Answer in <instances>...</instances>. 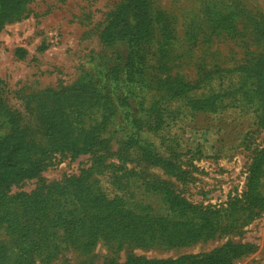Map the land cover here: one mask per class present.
<instances>
[{
  "label": "rangeland",
  "instance_id": "rangeland-1",
  "mask_svg": "<svg viewBox=\"0 0 264 264\" xmlns=\"http://www.w3.org/2000/svg\"><path fill=\"white\" fill-rule=\"evenodd\" d=\"M124 1L27 0L0 28V138L13 117L34 126L42 110L68 109V122L76 126L83 105L84 122L104 123L99 132L104 161L94 162L89 154H50L37 179L19 183L7 196L45 193L41 185L76 177L98 163L105 168L91 179L100 189L94 194L115 198L134 215L168 212L160 188L195 207L251 206L254 215L230 210L214 231L169 245L157 237L135 243L97 235L89 247L79 240L90 237L77 239L66 231L73 219L60 215L52 252L37 251L31 258L19 244L12 217L0 211V264L158 262L227 246L242 247L228 264H264V172L256 201L245 197L249 168L264 148V129L251 112L193 113L185 98L176 99L194 93L221 97L239 68L263 52L256 33L264 26V0H146L147 42L134 54L126 35L113 41L104 35L109 16ZM57 201L68 214L75 198L69 193Z\"/></svg>",
  "mask_w": 264,
  "mask_h": 264
},
{
  "label": "trees",
  "instance_id": "trees-1",
  "mask_svg": "<svg viewBox=\"0 0 264 264\" xmlns=\"http://www.w3.org/2000/svg\"><path fill=\"white\" fill-rule=\"evenodd\" d=\"M26 3L27 0H0V28L6 22L14 20L24 10ZM147 5L146 0H125L118 6L109 16L105 27L104 35L113 37L107 41L126 35L131 46L130 54L137 52L134 49L139 44L145 45L150 24ZM131 14L132 21L128 18ZM256 38L263 52L239 68L235 81L223 89L221 97H205L203 93H194L189 97L180 94L176 97L177 101L182 103L185 98V105L193 113L199 111L213 114L217 108H239L241 111L251 112L256 125L264 129V26L256 33ZM83 107L82 105L78 110L82 120L76 126L68 122L71 115L68 109L64 112V109L56 108L49 114L42 110L37 114V119L34 116V126L28 121L18 122L13 117L8 132L0 138V211L4 217H12V227L17 229L15 235L19 244L26 248L25 253L29 257L32 258L41 250L52 252L50 249L54 246V228L58 225L60 215L73 219V224L66 231L77 234V239L90 237L79 240L80 244H87V247L95 243L97 235H102L106 241L119 237V242L130 239L135 243H149L157 237L158 241L169 245L178 240L197 239L206 231H214L223 218H227L230 210L233 214L248 212L247 217L254 215V208L251 206L242 210L195 207L163 188H160L161 194L168 211L165 215L156 212H149L144 216L134 215L124 205H116L115 198L108 199L102 193L94 194V190L100 189L94 187L96 181L91 179L105 168L98 163L76 177L48 186L41 185L39 190H44L45 193L40 191L32 196L8 197L11 188L23 181L38 178L50 154L71 157L89 154L94 156V162L104 161L99 140V132L104 123L90 126L84 122L87 109ZM263 172L264 148L256 152L249 168L245 195L248 200L255 202L259 197L260 176ZM69 193L75 198L72 208L68 210L70 216L60 208L62 206L57 201V197ZM260 202L263 203L264 200L261 199ZM241 249V246H227L203 256L158 262L134 260L127 264H228L230 259L242 253ZM1 262L4 264L2 260Z\"/></svg>",
  "mask_w": 264,
  "mask_h": 264
}]
</instances>
